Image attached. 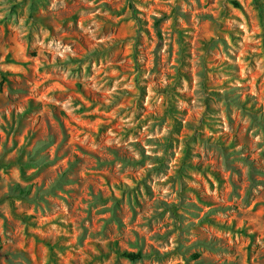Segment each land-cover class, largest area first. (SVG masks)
<instances>
[{
    "label": "rangeland",
    "instance_id": "obj_1",
    "mask_svg": "<svg viewBox=\"0 0 264 264\" xmlns=\"http://www.w3.org/2000/svg\"><path fill=\"white\" fill-rule=\"evenodd\" d=\"M0 264H264V0H0Z\"/></svg>",
    "mask_w": 264,
    "mask_h": 264
},
{
    "label": "trees",
    "instance_id": "obj_2",
    "mask_svg": "<svg viewBox=\"0 0 264 264\" xmlns=\"http://www.w3.org/2000/svg\"><path fill=\"white\" fill-rule=\"evenodd\" d=\"M234 5H237L236 3H234ZM124 257L127 258L130 261H135L141 258L140 254H124Z\"/></svg>",
    "mask_w": 264,
    "mask_h": 264
}]
</instances>
